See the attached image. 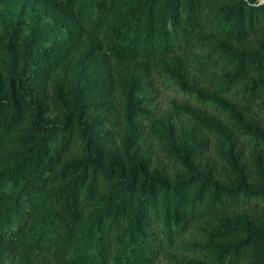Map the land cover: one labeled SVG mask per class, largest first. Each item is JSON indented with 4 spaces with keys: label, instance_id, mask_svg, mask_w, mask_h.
<instances>
[{
    "label": "trees",
    "instance_id": "1",
    "mask_svg": "<svg viewBox=\"0 0 264 264\" xmlns=\"http://www.w3.org/2000/svg\"><path fill=\"white\" fill-rule=\"evenodd\" d=\"M0 264H264V0H0Z\"/></svg>",
    "mask_w": 264,
    "mask_h": 264
},
{
    "label": "rangeland",
    "instance_id": "2",
    "mask_svg": "<svg viewBox=\"0 0 264 264\" xmlns=\"http://www.w3.org/2000/svg\"><path fill=\"white\" fill-rule=\"evenodd\" d=\"M173 97H177L180 100H184L187 98L186 95L182 94L181 92L172 89V88H164L163 92L160 95V104L162 108H166L169 106L170 99Z\"/></svg>",
    "mask_w": 264,
    "mask_h": 264
}]
</instances>
